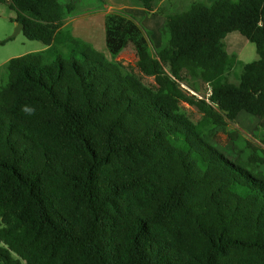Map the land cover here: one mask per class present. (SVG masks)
<instances>
[{"label": "trees", "instance_id": "trees-1", "mask_svg": "<svg viewBox=\"0 0 264 264\" xmlns=\"http://www.w3.org/2000/svg\"><path fill=\"white\" fill-rule=\"evenodd\" d=\"M0 2L46 46L0 69V264H264V0L169 12L156 49L113 12L112 59L66 28L79 0ZM234 31L256 60L227 51ZM130 44L156 88L114 59ZM242 113L260 143L229 128Z\"/></svg>", "mask_w": 264, "mask_h": 264}, {"label": "rangeland", "instance_id": "rangeland-1", "mask_svg": "<svg viewBox=\"0 0 264 264\" xmlns=\"http://www.w3.org/2000/svg\"><path fill=\"white\" fill-rule=\"evenodd\" d=\"M199 0H160L157 1L156 8L147 11L136 0H79L75 11L78 16L74 17L65 26L70 29L76 36L82 38L101 52L107 59H112V54L108 49L107 38L105 35V22L109 14L113 12L122 13L128 17L135 19L142 25L153 48H159L163 44L162 29L166 21V15L169 12H178L187 9L191 3ZM207 3L213 0H203ZM17 12L9 7L7 3L0 2V69H4L7 62L17 56H21L30 52L42 50L46 48L45 44L38 40L28 39L23 30H20L15 36H12L17 29L15 17ZM242 40L246 42H237L235 45L226 43L227 51L234 54L237 58L244 62H252L258 58L256 45L250 42L246 37L240 35ZM122 66L130 72L136 74L145 84L156 88L157 84L153 77L146 76L142 73L137 65V53L132 44L123 48L114 58ZM241 67L236 65L232 73H230V81L238 83L235 75H239ZM200 92L190 89L186 84L183 87L191 93H195L199 97L209 96L211 89L208 84L197 82ZM191 118L198 122L202 113L194 106L183 103ZM229 128L237 130L244 138L255 143H260L259 137L263 135V130L256 129V121L253 117L246 113H242L236 121H229ZM216 140L226 145L229 138L225 132H219Z\"/></svg>", "mask_w": 264, "mask_h": 264}, {"label": "crops", "instance_id": "crops-1", "mask_svg": "<svg viewBox=\"0 0 264 264\" xmlns=\"http://www.w3.org/2000/svg\"><path fill=\"white\" fill-rule=\"evenodd\" d=\"M157 1H159V3H160V0H156V2H155V4H154V9L156 8V5H160L159 3L156 4ZM69 21H71V19L67 20V21H66V24H67ZM66 24H65V25H66ZM240 35H242V34H240V33L237 32V31H234V32L229 33V34L226 36V43L230 42V44L235 45L237 42H240V41H241V42H243V45H246V42H244V41L242 40V38H241ZM244 37H245V36H244ZM44 48H45V47H44ZM44 48H42V49H44Z\"/></svg>", "mask_w": 264, "mask_h": 264}, {"label": "water", "instance_id": "water-1", "mask_svg": "<svg viewBox=\"0 0 264 264\" xmlns=\"http://www.w3.org/2000/svg\"><path fill=\"white\" fill-rule=\"evenodd\" d=\"M17 25H18V26H17L16 32H15L12 36H15V35H16L20 30H22V28L24 27V24L21 23V22H19ZM194 94H195V93H194Z\"/></svg>", "mask_w": 264, "mask_h": 264}, {"label": "clouds", "instance_id": "clouds-1", "mask_svg": "<svg viewBox=\"0 0 264 264\" xmlns=\"http://www.w3.org/2000/svg\"><path fill=\"white\" fill-rule=\"evenodd\" d=\"M25 111L28 112V113H31L32 111H34V109H31V108H25Z\"/></svg>", "mask_w": 264, "mask_h": 264}]
</instances>
